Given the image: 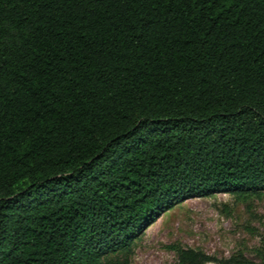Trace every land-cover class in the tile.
<instances>
[{"label":"trees","instance_id":"16d2710c","mask_svg":"<svg viewBox=\"0 0 264 264\" xmlns=\"http://www.w3.org/2000/svg\"><path fill=\"white\" fill-rule=\"evenodd\" d=\"M220 193L264 194V0H0V264H129Z\"/></svg>","mask_w":264,"mask_h":264},{"label":"rangeland","instance_id":"374dc122","mask_svg":"<svg viewBox=\"0 0 264 264\" xmlns=\"http://www.w3.org/2000/svg\"><path fill=\"white\" fill-rule=\"evenodd\" d=\"M190 248L220 260L205 264H264V194L187 199L146 227L129 264H178L176 249Z\"/></svg>","mask_w":264,"mask_h":264}]
</instances>
